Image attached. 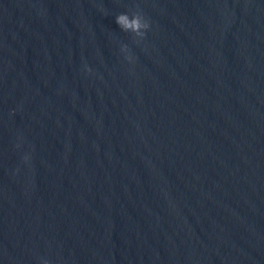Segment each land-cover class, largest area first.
Wrapping results in <instances>:
<instances>
[{
  "label": "water",
  "instance_id": "water-1",
  "mask_svg": "<svg viewBox=\"0 0 264 264\" xmlns=\"http://www.w3.org/2000/svg\"><path fill=\"white\" fill-rule=\"evenodd\" d=\"M0 264H264V0H0Z\"/></svg>",
  "mask_w": 264,
  "mask_h": 264
},
{
  "label": "clouds",
  "instance_id": "clouds-1",
  "mask_svg": "<svg viewBox=\"0 0 264 264\" xmlns=\"http://www.w3.org/2000/svg\"><path fill=\"white\" fill-rule=\"evenodd\" d=\"M116 23L117 25L121 26L123 30L127 31L130 29L133 32H136L140 37H143L144 33L150 27L146 20L141 23V19L139 17L134 18L131 22H129L126 15L124 14L117 16Z\"/></svg>",
  "mask_w": 264,
  "mask_h": 264
}]
</instances>
